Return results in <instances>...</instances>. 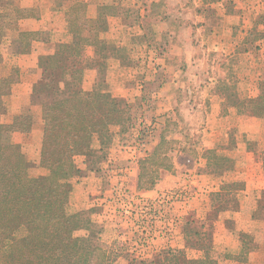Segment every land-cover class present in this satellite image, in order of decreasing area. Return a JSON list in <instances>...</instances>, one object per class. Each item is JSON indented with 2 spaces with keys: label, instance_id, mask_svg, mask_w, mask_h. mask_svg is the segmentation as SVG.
Returning <instances> with one entry per match:
<instances>
[{
  "label": "rangeland",
  "instance_id": "1",
  "mask_svg": "<svg viewBox=\"0 0 264 264\" xmlns=\"http://www.w3.org/2000/svg\"><path fill=\"white\" fill-rule=\"evenodd\" d=\"M72 1L9 0L27 15L19 30L36 25L28 19L37 17L46 28L21 30L24 35L8 30L0 41V77L12 67L19 73L3 98L0 121L30 116V128L12 138L20 142L31 176L46 174L39 153L43 106L57 93L50 89L66 93L71 79L64 71H43L39 58L72 40L66 21ZM190 5L155 1V35L147 34V20L142 29V18L129 14L124 31L112 25L101 32L100 39L117 46L116 55L102 71L83 68L73 86L118 101L125 112L123 126L110 127L102 151L86 163L76 158L79 172L69 180L66 205L68 213H80L73 235L110 252L112 264H169L168 252L188 258L207 252L217 264H264V191L253 187L264 186V115L252 103L264 94V2L251 0L244 19H229L235 32L216 34L230 43L227 53L236 41L249 45L234 56L213 49L218 39L203 30L201 16L180 15L181 6ZM93 52L84 46L81 58ZM220 103L229 109L210 110ZM144 176H153L151 186L142 184Z\"/></svg>",
  "mask_w": 264,
  "mask_h": 264
},
{
  "label": "trees",
  "instance_id": "2",
  "mask_svg": "<svg viewBox=\"0 0 264 264\" xmlns=\"http://www.w3.org/2000/svg\"><path fill=\"white\" fill-rule=\"evenodd\" d=\"M10 3L0 0V41L8 30L18 35L27 33L18 28V21L27 15ZM66 12L72 40L58 44L51 55L39 58L43 71H64L71 77L67 92L64 87L50 89L57 92L56 96L43 106L39 166L46 174H29L30 164L22 146L12 138L30 128V116L17 113L7 122L0 121V264H112L110 252L100 246L89 247L73 235L80 225V213H68L66 205L71 192L69 180L79 172L76 158L81 156L86 163L102 151L112 132L110 127H122L125 114L118 101H108L95 90L82 91L73 86L83 68L95 65L98 72L102 71L106 58L117 52L116 47L98 37L106 29L102 13L88 18L83 2H74ZM87 45L95 48L91 63L81 58ZM99 55L101 60H93ZM18 74L17 67H12L0 77V116L6 113L3 98L10 94ZM252 103L256 113L263 116L264 94L252 99ZM160 146L150 156L154 162ZM142 177L140 174V182ZM142 184L151 186L153 176H144ZM203 253L201 258H188L182 252H168L166 259L169 264H217L207 252Z\"/></svg>",
  "mask_w": 264,
  "mask_h": 264
},
{
  "label": "crops",
  "instance_id": "3",
  "mask_svg": "<svg viewBox=\"0 0 264 264\" xmlns=\"http://www.w3.org/2000/svg\"><path fill=\"white\" fill-rule=\"evenodd\" d=\"M76 1L77 0H73L72 2H70L69 6ZM81 1L86 3L85 15L87 17L96 18L99 15V13H102L103 20L105 21V24H106V29H105L106 31H110L112 25H113V30L115 28V30L117 31L121 29L124 31L127 24L126 22H124L123 18L127 14H129L127 18H129L131 15L133 16L135 15L136 17L142 18L140 21L142 29L144 28L146 24V20H147L148 23L146 24V27H150L146 30L147 34L150 33L151 35H155V32L158 31V29L155 28V26L153 28H151V26H153L155 22L159 24L160 21L159 20L155 21V19H150L152 18L151 17L152 16L151 15L152 4L157 0H131V2L127 0H81ZM107 1H109L108 5H112V8H110L111 11H107L108 9L106 6ZM176 1L180 3V0H176ZM191 1L193 5H190L189 7L181 6L183 9H181L180 15L184 14L185 12H189L190 15L202 17V21L200 23H202L201 24L202 26H205L207 28L205 29L203 27V30L205 32L210 33L213 37H216L218 39V41H215L212 43L213 49L215 51L221 50L222 52H225V55L231 54L234 56L235 52L239 51V48H242V50H245L249 47V45L244 43V41L242 42L236 41L234 42V45L232 44L231 50L227 53L229 49L228 46L230 45V43L225 44V42L221 41L222 37L220 38V36L218 37L216 34H222V33L227 34V33L235 32V29H236L235 26L229 27L230 25L229 19L235 16H237L238 18L242 16V19H244L246 10H248L249 8L248 3H250L251 0H191ZM256 1L264 2V0H256ZM183 5H185V2ZM88 8H90L89 14L87 12ZM100 8H102V10L98 13ZM165 15L168 16V14H165ZM157 16L160 17V15H157ZM153 18H156V17H153ZM28 20H34L33 22L36 25L32 27H25V28H22L21 30H25V31L37 30L38 31L42 29L44 31V29H46L43 26L44 20L41 17H37L34 19L29 18ZM132 23L133 22H131L130 26H132ZM231 25H235V24L231 22ZM243 26L247 27L246 25H243ZM138 27L140 28L139 25ZM190 27L191 29L193 28L192 25H190ZM262 27H263L262 31L264 33V25H262ZM140 29H138V32L144 33ZM162 31L164 32L163 34H165V28H160V32ZM89 48H92V50H95V48L92 45H89ZM54 49L55 48H53L50 52L49 51L48 53L44 52L43 54L51 55L54 52ZM93 56H94V52L91 54V56H87L85 58L89 61V63H91V59ZM111 57L113 56L109 55L106 59H109ZM96 58L98 60H101L100 55L93 58V60H95ZM88 68H95L96 70H98V67L95 65L88 66ZM169 96L170 95L166 94L167 98H169ZM211 105L212 104L210 103V106ZM224 108L225 106L223 105L221 106V103H220L218 105L212 106L210 110L212 112H215L216 114H219V112L221 110L223 111ZM227 108L229 109V107H226L225 109L227 110ZM261 175H262L261 171L254 172V177L256 178L261 177ZM258 183L260 184V182ZM253 187L261 191L262 190L264 191V186H258L256 184Z\"/></svg>",
  "mask_w": 264,
  "mask_h": 264
}]
</instances>
